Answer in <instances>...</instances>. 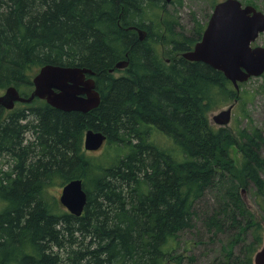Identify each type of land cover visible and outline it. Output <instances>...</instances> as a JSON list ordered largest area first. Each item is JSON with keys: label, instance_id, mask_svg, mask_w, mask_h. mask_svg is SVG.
I'll list each match as a JSON object with an SVG mask.
<instances>
[{"label": "trees", "instance_id": "16d2710c", "mask_svg": "<svg viewBox=\"0 0 264 264\" xmlns=\"http://www.w3.org/2000/svg\"><path fill=\"white\" fill-rule=\"evenodd\" d=\"M172 1L0 0V92L14 86L28 97L37 71L54 65L90 70L100 95L87 113L36 98L16 104L23 109L0 106V264H183L179 235L201 232L198 223L212 235L232 233L225 252L239 245L240 264H252L260 226L239 188L253 184L264 197V133L210 122L240 95L221 72L182 58L210 15L192 17L185 35ZM122 61L127 67L116 69ZM87 130L106 136L110 163L108 154L99 163L87 155ZM74 179L87 195L84 211L58 214L47 188ZM225 187L210 214L197 209Z\"/></svg>", "mask_w": 264, "mask_h": 264}, {"label": "water", "instance_id": "95a60500", "mask_svg": "<svg viewBox=\"0 0 264 264\" xmlns=\"http://www.w3.org/2000/svg\"><path fill=\"white\" fill-rule=\"evenodd\" d=\"M164 1L169 3L171 0ZM263 32V12L251 5H242L239 0H222L213 7L200 40L181 56L189 62H202L221 72L238 91L239 83L264 73V48L251 46ZM145 34L138 30L140 40ZM127 64L122 61L115 68L122 70ZM93 75L90 70L80 67L45 65L33 77V91L28 97L20 96L16 87L9 86L0 95V106L9 111L15 102L29 103L36 98L63 112L87 113L100 103V95L91 78ZM232 109L233 105H230L212 116L211 120L218 126H227ZM105 140L106 136L101 132L87 130L83 148L88 152L98 151ZM58 200L70 214L81 216L87 201L82 181L74 179L65 184ZM253 264H264V237Z\"/></svg>", "mask_w": 264, "mask_h": 264}, {"label": "rangeland", "instance_id": "374dc122", "mask_svg": "<svg viewBox=\"0 0 264 264\" xmlns=\"http://www.w3.org/2000/svg\"><path fill=\"white\" fill-rule=\"evenodd\" d=\"M242 5L254 6L258 11L264 13V0H239ZM215 0H173L172 5L169 6V10L175 12L180 22L181 30L185 35H191L192 17H196L201 21L205 14L210 15L213 9ZM178 31H180L177 28ZM252 46H258L264 48V32L261 33L258 38L252 43ZM120 74H116L119 76ZM2 92V91H1ZM0 92V93H1ZM240 98L234 103L232 109L231 120L226 126L231 129L235 134L237 130L258 128L264 133V73L258 77H251L246 82L239 84ZM17 109H23V104L16 105ZM227 109L223 107L221 109L213 111L209 118L210 122L214 124L211 117L219 113L221 110ZM10 111V110H9ZM161 141L166 140L164 135H159ZM238 137V136H237ZM238 140L241 143L240 138ZM260 153L264 158V144H261ZM113 148L104 143L98 151L88 152V156L92 157L95 162L100 161L108 154V159L104 160V163H110L113 159ZM230 155L233 162L238 168H241L243 163V156L237 147H230ZM260 176L264 181V168L260 172ZM227 187L221 188L215 191H208L205 196L196 205L197 209L210 214L213 209L217 207V197L221 194L220 191H225ZM241 190H244L241 192ZM61 187L58 182H53L46 192L48 202L52 206H57L55 211L58 214L67 212L62 205L59 204V195ZM239 193L243 198L247 209L253 216V220L260 226L261 244L258 249H261L263 245L264 237V197L258 196V192L253 184H248L246 187H240ZM205 198V199H204ZM1 207V203H0ZM240 218V217H239ZM244 223L243 219L240 218ZM194 232H183L179 235L177 247L175 253L180 255L181 262L183 264H240L245 259L244 254L241 252L239 245H234L231 254L228 256L225 252L229 241H231L232 233L226 232L222 235H212L206 233V230L201 228V224L198 223ZM196 235V236H195ZM245 241H250L251 238L245 236ZM176 255V254H175ZM203 256V257H202ZM201 258V259H200ZM252 257V264H253ZM192 259V261L190 260ZM178 260L167 261L166 264H177Z\"/></svg>", "mask_w": 264, "mask_h": 264}, {"label": "bare ground", "instance_id": "6f19581e", "mask_svg": "<svg viewBox=\"0 0 264 264\" xmlns=\"http://www.w3.org/2000/svg\"><path fill=\"white\" fill-rule=\"evenodd\" d=\"M34 76H35V75H34ZM91 78H92V76H91ZM92 79H93V78H92ZM93 80H94V79H93ZM5 89H6V88H5ZM5 89L3 90L2 93H0V95H2V94L4 93ZM32 91H33V90H32ZM32 91H31V93H32ZM31 93H30V94H31ZM19 94H20V92H19ZM30 94H29V95H30ZM20 96H22V95L20 94ZM22 97H23V96H22ZM33 100H34V99H33ZM33 100H32V101H33ZM32 101H31V102H32ZM17 103H22V102H15L14 107H15V105H16ZM29 103H30V102H29ZM14 107H13V108H14ZM168 152H169V151H168ZM173 152H174V151H173ZM171 155H172V154H171ZM260 161H261V160H260ZM261 169H262V168H261ZM53 177H54V176H53ZM213 179H214V178H213ZM250 182H251V181H250ZM82 185H83V184H82ZM63 186H64V185H63ZM63 186H62V187H63ZM83 190H84V189H83ZM60 192H61V191H60ZM86 196H87V195H86ZM204 199H205V198H204ZM64 208H65V207H64ZM65 209H66V208H65ZM66 210H67V209H66ZM67 211H68V210H67ZM83 211H84V210H83ZM68 212H69V211H68ZM69 213H70V212H69ZM202 257H203V256H202ZM200 259H201V258H200ZM192 262H193V261H192Z\"/></svg>", "mask_w": 264, "mask_h": 264}]
</instances>
